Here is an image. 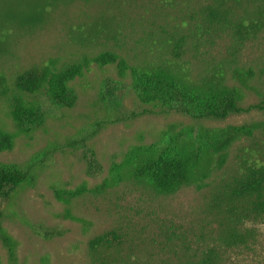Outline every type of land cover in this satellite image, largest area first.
I'll use <instances>...</instances> for the list:
<instances>
[{
  "label": "rangeland",
  "instance_id": "374dc122",
  "mask_svg": "<svg viewBox=\"0 0 264 264\" xmlns=\"http://www.w3.org/2000/svg\"><path fill=\"white\" fill-rule=\"evenodd\" d=\"M204 2H74L50 10L41 25L11 26L4 37L7 50L0 55V90L3 83L10 86L17 73L50 59L60 66L83 54L94 56L111 50L133 64L164 63L170 56L160 44L161 29L171 32L192 25L193 12ZM103 14L116 17L117 24L113 22L111 28H117V40L81 44L75 36L80 33L79 27L87 31L88 24ZM229 44L226 37L218 39L213 47H203L198 59L188 49L175 66L194 84L201 83L210 79L214 71L211 65L225 58ZM234 67L243 75L251 69L254 75L243 82L233 72ZM225 84L240 89L243 106L262 98L264 30L247 41L236 61L225 67ZM108 85L115 90L109 100L102 97ZM70 86L76 96L73 106H59L41 97L42 119L20 130L11 120L7 98L0 93V127L14 134L12 149L0 152V166L28 171L26 182L2 202L0 227L13 239L14 247L10 252L0 240V264H95L88 253V241L111 230L121 237L119 253L113 254L115 264H202L210 252L218 264H264V215L238 226L253 234L245 245L226 248L216 239L218 223L207 208L212 194L236 174V155L241 148L254 147L264 152V133L235 141L221 167L211 164L200 189L190 183L165 195L124 181L102 194L88 192L69 203L58 201L54 194L57 188L71 190L83 183L88 188L95 187L110 176L113 163L136 156L138 147H152L157 154L167 155L175 146H194L206 159L199 138L203 128L264 122V111L231 114L224 119H193L176 111L156 112L158 108L140 102L130 77L121 78L114 66L91 64ZM143 109L154 111L109 122ZM89 151L101 169L98 176L88 172L84 156ZM66 211L82 221L64 217Z\"/></svg>",
  "mask_w": 264,
  "mask_h": 264
},
{
  "label": "trees",
  "instance_id": "16d2710c",
  "mask_svg": "<svg viewBox=\"0 0 264 264\" xmlns=\"http://www.w3.org/2000/svg\"><path fill=\"white\" fill-rule=\"evenodd\" d=\"M103 0H0V55L7 50L4 37L9 27H34L47 19L49 11L58 6L74 2L99 3ZM193 23L184 29L171 32L161 29L160 44L170 56L158 65H140L129 63L120 54L105 50L94 56L83 54L79 59L57 66L54 60L32 65L17 73L10 86L3 83L0 93L10 105V117L18 130L42 119L41 97L50 103L71 107L76 96L71 82L83 75L91 64L114 66L121 78L130 77L132 89L141 103L158 108L156 112L176 111L193 119H224L231 114L247 113L252 110L264 111V95L253 104L242 105L243 93L237 87L225 84V67L236 61V55L247 41L257 37L264 30V0H205L193 12ZM116 17L101 15L88 24L87 31L80 30L78 41L91 45L98 40L116 41ZM223 37L230 41L227 55L215 62L210 79L194 84L185 74L180 73L176 64L191 49L194 59L201 56L203 47H213L216 40ZM207 50V49H206ZM206 50L204 53H206ZM202 61H205L204 59ZM233 72L242 79L251 78V69L245 71L234 67ZM4 82V80H3ZM115 90L106 86L103 99L109 100ZM153 109L141 112L129 111L109 122L134 118ZM256 133H264V122L254 121L240 125H227L221 128H203L199 138L204 146L206 159L194 146H175L173 153L159 155L152 147H138L136 156L129 157L123 163H113L110 176L93 188L85 183L65 190L57 188L55 198L69 203L72 198L85 193L102 194L107 189L124 181L149 187L158 194H171L179 187L195 183L198 189L204 186L211 164L221 167L227 158V150L235 142L252 138ZM14 134L0 127V152L10 151ZM85 155V154H84ZM214 157V158H213ZM90 175L98 176L100 167L93 153L84 156ZM129 164V168L126 165ZM236 174L215 191L208 203V211L218 223L217 241L231 248L245 245L253 237L252 232L239 229L246 220L264 215V152L254 147H243L236 155ZM28 171L16 166H0V214L2 202L28 179ZM64 217L82 221L66 211ZM1 229L0 240L12 252L13 239ZM46 237L50 233L44 234ZM121 237L114 230L100 233L89 239L88 253L95 264H115L119 253ZM202 264H218L216 256L210 252Z\"/></svg>",
  "mask_w": 264,
  "mask_h": 264
}]
</instances>
